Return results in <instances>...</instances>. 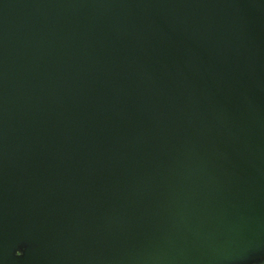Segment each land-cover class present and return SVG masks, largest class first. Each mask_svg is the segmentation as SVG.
Listing matches in <instances>:
<instances>
[{
    "label": "water",
    "instance_id": "water-1",
    "mask_svg": "<svg viewBox=\"0 0 264 264\" xmlns=\"http://www.w3.org/2000/svg\"><path fill=\"white\" fill-rule=\"evenodd\" d=\"M0 264H264V0H0Z\"/></svg>",
    "mask_w": 264,
    "mask_h": 264
}]
</instances>
